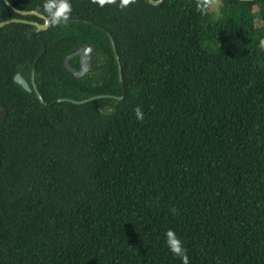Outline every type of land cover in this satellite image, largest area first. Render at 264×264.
<instances>
[{"label": "trees", "instance_id": "16d2710c", "mask_svg": "<svg viewBox=\"0 0 264 264\" xmlns=\"http://www.w3.org/2000/svg\"><path fill=\"white\" fill-rule=\"evenodd\" d=\"M216 1L71 0L0 29V264H183L169 229L189 264H264V0ZM14 19L46 24L0 0ZM96 96L124 99L59 102Z\"/></svg>", "mask_w": 264, "mask_h": 264}, {"label": "water", "instance_id": "95a60500", "mask_svg": "<svg viewBox=\"0 0 264 264\" xmlns=\"http://www.w3.org/2000/svg\"><path fill=\"white\" fill-rule=\"evenodd\" d=\"M10 6L11 8L18 14L22 15V16H36V17H40L42 19H44L46 21L45 25H41L39 23L36 22H30L27 20H22V19H14V20H10L7 22H3L0 24V29H2L3 27L7 26L10 23H14V22H22V23H28L30 25H33L36 27V31L40 32V31H44L46 29H48L50 22L48 21V18L38 12L35 11H21L16 9L14 6L11 5V2L9 0H5ZM71 1V0H69ZM165 0H149V2L152 5L158 6L161 5ZM243 1H258V0H243ZM112 41V45H113V50L115 52V55L117 57V62H118V66H119V75H120V80L124 81V76H122V66H121V62L119 59V56L117 54V50H116V46L115 43L113 41V39L111 38ZM95 48L89 45H85L83 46L81 49H79L77 52H75L74 54L70 55L66 61H65V66L67 68V70L73 74L74 77L76 78H82L85 77L89 72H91L93 70V54H94ZM79 58L80 59V65L81 68L78 70L76 68H74L71 65L72 60ZM15 81L18 82L19 84L22 85L23 89H25L27 92L32 93L33 90L37 93L38 98L40 99V101L42 103H44L43 97L41 96L39 90L37 89V85L35 83V75L33 74V84H34V88L31 87L30 83L23 77L22 74H16L15 76ZM106 97H112V98H117V99H121L123 100L124 98H119V97H114V96H96V97H92L90 99H86L83 101H76V100H71V99H60L59 102L63 103V102H70L76 105H82L85 103H89L91 101L94 100H98V99H103ZM1 117H5L6 115V110L3 109L1 111Z\"/></svg>", "mask_w": 264, "mask_h": 264}, {"label": "clouds", "instance_id": "9594fccd", "mask_svg": "<svg viewBox=\"0 0 264 264\" xmlns=\"http://www.w3.org/2000/svg\"><path fill=\"white\" fill-rule=\"evenodd\" d=\"M117 0H92V3L99 4L101 7L106 4H115ZM213 0H198L197 8L200 11H206ZM135 3V0H119V7L121 9ZM44 13L46 14L48 21L53 25H58L62 21L67 22L72 12V6L69 0H45L43 5ZM260 47L264 48V39L260 41ZM137 119L142 120L144 118L142 110L136 108ZM167 244L170 250L177 256L182 258L183 264H189V257L186 249L182 245V241L178 238L175 231L169 229L166 233Z\"/></svg>", "mask_w": 264, "mask_h": 264}, {"label": "rangeland", "instance_id": "374dc122", "mask_svg": "<svg viewBox=\"0 0 264 264\" xmlns=\"http://www.w3.org/2000/svg\"><path fill=\"white\" fill-rule=\"evenodd\" d=\"M218 6H219V0H217L215 3H214V5H213V7H212V11L215 13V15H218Z\"/></svg>", "mask_w": 264, "mask_h": 264}, {"label": "flooded vegetation", "instance_id": "af4514ba", "mask_svg": "<svg viewBox=\"0 0 264 264\" xmlns=\"http://www.w3.org/2000/svg\"><path fill=\"white\" fill-rule=\"evenodd\" d=\"M79 59V58H78ZM92 62H93V60H92ZM79 63H80V59H79ZM81 68V65H80V67L78 68V70ZM90 73V72H89ZM24 77V76H23ZM25 78V77H24ZM26 79V78H25ZM27 80V79H26ZM29 83H30V85H31V87L32 88H34V84H33V77H32V82L31 81H29V80H27ZM34 91V90H33Z\"/></svg>", "mask_w": 264, "mask_h": 264}]
</instances>
